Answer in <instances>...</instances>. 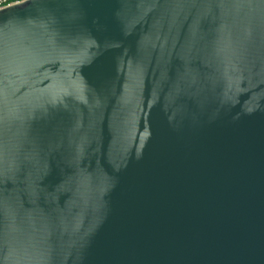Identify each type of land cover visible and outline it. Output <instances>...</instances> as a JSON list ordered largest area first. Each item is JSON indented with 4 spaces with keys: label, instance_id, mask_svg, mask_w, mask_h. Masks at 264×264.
Masks as SVG:
<instances>
[{
    "label": "water",
    "instance_id": "obj_1",
    "mask_svg": "<svg viewBox=\"0 0 264 264\" xmlns=\"http://www.w3.org/2000/svg\"><path fill=\"white\" fill-rule=\"evenodd\" d=\"M0 264H264V0L0 8Z\"/></svg>",
    "mask_w": 264,
    "mask_h": 264
},
{
    "label": "built area",
    "instance_id": "obj_2",
    "mask_svg": "<svg viewBox=\"0 0 264 264\" xmlns=\"http://www.w3.org/2000/svg\"><path fill=\"white\" fill-rule=\"evenodd\" d=\"M23 0H0V8L7 7L16 3H19Z\"/></svg>",
    "mask_w": 264,
    "mask_h": 264
}]
</instances>
